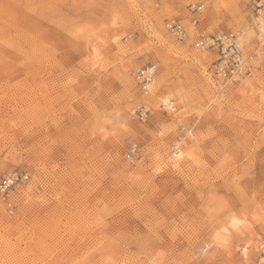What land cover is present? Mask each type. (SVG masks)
<instances>
[{
	"label": "rangeland",
	"instance_id": "374dc122",
	"mask_svg": "<svg viewBox=\"0 0 264 264\" xmlns=\"http://www.w3.org/2000/svg\"><path fill=\"white\" fill-rule=\"evenodd\" d=\"M261 158L264 0H0V264H264Z\"/></svg>",
	"mask_w": 264,
	"mask_h": 264
},
{
	"label": "snow or ice",
	"instance_id": "6c2138e0",
	"mask_svg": "<svg viewBox=\"0 0 264 264\" xmlns=\"http://www.w3.org/2000/svg\"><path fill=\"white\" fill-rule=\"evenodd\" d=\"M73 49L69 48L66 50V55L71 60L73 58ZM82 87L89 91H94L96 85H93L89 81H83ZM167 103V101H165ZM216 155V146L209 141L207 144H203L198 148H194L190 154H186L179 150V147L176 148V154L172 157L173 162L168 165H161L155 167L154 178L158 177V182L155 187V191L161 195V199L171 196L172 199L179 201L185 193L181 192L180 189H175L172 193L168 192V188L174 183V178L182 176L184 170V164L189 162L195 166H201L204 168L212 169L214 164H217L215 159ZM259 165V169L264 173V158H261L258 161L253 162L252 167ZM218 166V164H217ZM169 203L171 201H168ZM240 223L239 220L233 219L232 226L235 227ZM227 231V229H224Z\"/></svg>",
	"mask_w": 264,
	"mask_h": 264
},
{
	"label": "built area",
	"instance_id": "2783aa9c",
	"mask_svg": "<svg viewBox=\"0 0 264 264\" xmlns=\"http://www.w3.org/2000/svg\"><path fill=\"white\" fill-rule=\"evenodd\" d=\"M192 23L195 24L196 20L194 19ZM165 26L168 32L175 39L180 40V41H185L187 39L188 35H187L186 27L180 20H176V19L168 20ZM198 44L200 43H196L195 45L197 46ZM135 78H136V82L139 85L140 89L146 93L148 90V85L152 78V68L146 67L144 69L139 70ZM137 116L140 118V120H144L146 117V112L139 110ZM134 149L135 148L132 147V150ZM16 178H17L16 175L10 174L0 179V192L1 193L7 192L8 187L14 182Z\"/></svg>",
	"mask_w": 264,
	"mask_h": 264
},
{
	"label": "bare ground",
	"instance_id": "6f19581e",
	"mask_svg": "<svg viewBox=\"0 0 264 264\" xmlns=\"http://www.w3.org/2000/svg\"><path fill=\"white\" fill-rule=\"evenodd\" d=\"M177 148V147H176ZM175 153V152H174ZM176 154V153H175Z\"/></svg>",
	"mask_w": 264,
	"mask_h": 264
}]
</instances>
